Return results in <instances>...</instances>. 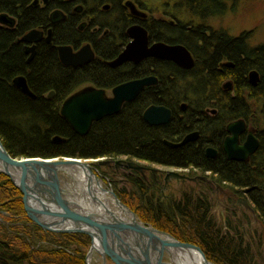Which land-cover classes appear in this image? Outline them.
I'll return each instance as SVG.
<instances>
[{
	"label": "trees",
	"instance_id": "1",
	"mask_svg": "<svg viewBox=\"0 0 264 264\" xmlns=\"http://www.w3.org/2000/svg\"><path fill=\"white\" fill-rule=\"evenodd\" d=\"M34 1L0 0V15L17 19L14 29L0 28V139L12 157L126 158L167 168H197L202 173L210 172L211 176H204L237 196L246 194L264 224V45L250 47L246 34L231 37L213 32L206 26L210 20L227 15V4L232 0H135L149 12L153 3L159 5L156 13L161 17L151 15L143 26L153 41H178L189 46L199 62L194 72L189 73L172 63L157 66L145 63L138 67L129 64L117 70L103 69L99 68L102 65L100 60L83 70H68L60 63L56 46L78 42L72 41L77 34L71 25L68 28H64L66 25L55 26L53 44L38 45L34 60L28 65V56L19 40L30 31L49 29V14L55 8L65 9L68 5L80 3L88 10L95 7L91 11H96L100 5L110 2L116 10L119 9L116 15L113 12L101 22L103 25L112 20L119 21L114 44L101 48L98 45L102 40L97 35L87 37L97 48L98 57L105 61L114 59L122 50L121 46L127 41L125 26L134 23L133 18L124 15L119 7L123 0H50L47 7L33 6ZM180 14L186 20H180ZM161 18H173L176 24ZM199 41L202 46H198ZM223 60L233 63L234 67L222 65L220 68ZM151 69L158 73L159 85L145 88L136 100L125 104L120 113L94 123L87 136L78 135L62 118L60 107L63 101L84 83L115 86L148 76ZM200 70L201 74L195 75ZM252 70L261 74V82L256 87L247 77ZM21 75L27 78L29 88L37 96L35 100L14 87V79ZM226 78L235 81L234 97L222 89ZM249 90L250 95L247 94ZM51 92H55L52 99L48 98ZM211 101L214 105H210ZM181 104H186V111H181ZM157 105L171 109L173 117L165 126L152 127L143 120V114L149 107ZM209 107L219 110L213 119L205 112ZM254 108L259 109L258 112ZM193 119L200 120L196 128L201 133L199 141L180 148L170 147L167 142L179 143L187 132L193 130ZM240 119L254 125L261 140L256 154L244 163L228 161L221 145L226 136L225 125ZM55 137H61L63 141L55 142ZM209 147L219 150L216 158L207 156ZM134 188L132 193L127 190L115 193L143 223L182 243L201 248L214 264H264V249L254 248L239 228L234 227L232 231L230 228L226 233L218 225L208 196L195 200L192 195H187L180 202L170 203L151 197V189H146L143 182H135ZM19 195L10 180L0 174V212L20 215L23 208ZM3 220L4 224L0 221V225L6 235L10 234L6 225H12L11 219L4 217ZM10 232L11 235L16 233L13 236L22 239L36 252L31 257L29 253L21 254L20 246L15 243L14 250L9 249L13 248L10 244L0 243L3 257L15 258L13 262L25 258L16 264H86L91 245L88 236L67 235L78 240L79 247L73 249L72 245L61 242H35L24 231Z\"/></svg>",
	"mask_w": 264,
	"mask_h": 264
},
{
	"label": "water",
	"instance_id": "2",
	"mask_svg": "<svg viewBox=\"0 0 264 264\" xmlns=\"http://www.w3.org/2000/svg\"><path fill=\"white\" fill-rule=\"evenodd\" d=\"M42 1V0H41ZM47 1V0H43ZM40 0L34 3L38 4ZM59 13L54 14V19ZM0 25L13 28L15 19L8 16H0ZM133 41L128 45L125 52L115 61L109 63L112 68H118L128 63H140L147 55H153L163 60L172 61L186 69L193 67L191 54L182 47H169L166 44L158 43L150 46L148 32L140 27L133 26L128 31ZM50 35L47 42H50ZM44 39L43 32L33 30L27 33L20 43L26 44V53L31 55L30 61L34 58L37 44ZM68 47L60 48L59 55L64 65L81 67L89 64L93 59L90 47H85L82 54H69ZM80 52V53H81ZM251 84L257 85L259 74L255 71L250 75ZM153 78H146L127 82L113 90V97L107 98L103 90L86 89L70 97L62 106L61 114L70 126L80 135H86L94 122L101 121L107 116L120 113L125 103L134 101L148 86L154 85ZM15 87L28 98L35 100L37 96L29 88L25 77L20 76L14 79ZM54 93L49 94L53 97ZM172 112L166 107L151 106L144 113V120L151 126H162L170 122ZM247 126L245 121L240 120L228 126L229 136L224 142V150L231 161L247 162L250 155L255 153L259 147V141L253 132L248 134L244 144L239 143V138L245 132ZM199 135L193 133L187 135L181 143L167 142L170 147L179 148L188 143L198 140ZM55 142H62L63 138L55 137ZM217 150L209 148L207 156L215 158ZM114 164L117 171L137 170L143 171L144 167L127 161L104 162L101 165ZM81 167L88 175L90 192L92 196L106 195L116 202L112 206H103L101 200L93 198V202L101 209L88 210L78 203L73 195L66 194L67 189L63 188L59 177L65 175L63 172L68 168ZM91 162L64 159L63 161H48L41 159L18 160L12 157L6 150L0 139V173L8 176L11 181L23 192L25 205L31 220L46 230L64 234H85L91 237L92 246L87 256L90 258L97 252L104 264L110 258L116 264H175L172 260L173 252L177 250L199 251L205 258L207 264H212L201 248L176 240L173 236L161 232L141 222L138 216L126 207L113 190L103 188V181L92 173ZM67 176V175H66ZM69 178V177H68ZM170 178L198 183L205 181L213 183L207 177L191 178L179 173H167L166 183ZM97 185V188L95 186ZM31 187V190L30 188ZM245 207L251 209L246 200H240ZM99 210V211H97ZM117 210H123L127 218L117 214ZM99 249H98V248ZM165 259L167 261H165Z\"/></svg>",
	"mask_w": 264,
	"mask_h": 264
},
{
	"label": "rangeland",
	"instance_id": "3",
	"mask_svg": "<svg viewBox=\"0 0 264 264\" xmlns=\"http://www.w3.org/2000/svg\"><path fill=\"white\" fill-rule=\"evenodd\" d=\"M227 6L229 10L226 16L222 18L212 19L206 24V26L210 28L211 31L213 32L226 33L231 37H240L242 34H246L248 36L247 38L248 46L250 47H258V46L264 45V0H232V1H229ZM158 7L159 5L156 3H153L149 7V9L152 10L150 11L151 15L155 17H159V15L156 13ZM113 9H111L110 11L112 12ZM179 19L186 20L182 14H180ZM2 27L7 28V29H14V27L13 28H8L7 26H2ZM88 84L89 83L83 84L82 87H79L73 93L78 92L85 85H88ZM112 90L114 89H110V92ZM254 110H256V108H254ZM258 110L259 109H257L256 111L258 112ZM251 128H252L251 130L253 131L257 130L253 127ZM21 159L23 158H18V160H21ZM26 159H41V160H48V161L64 160L63 158H53V159L26 158ZM65 159H74V158H65ZM74 160L91 162V165H92L91 171L93 175H95V177L103 181V188H105L106 190L113 189L115 192L116 191L122 192L124 190H127V192L132 193L135 189L134 188L135 182L140 181V182H143V185H145L146 189H149V188L151 189L149 191V195L151 197L154 196L157 200L161 199L165 202H170V203H172V201L180 202L187 195H192L195 200H197L200 196H202L203 198L205 196H208L212 202V215L213 217L216 218V222L223 229L224 232L226 233L230 232V228H231V231L234 229V227L239 228L240 231L245 235L246 241L251 243L254 248L264 249V224L263 222L260 221L253 206L250 205L251 209H248L243 204H239V203H238L239 206H236V200L231 199L228 201L222 195L217 196L216 194L212 192L210 193L208 190V188L210 189L209 183L194 184L193 182L178 180L175 178H170L169 183L165 182L167 173H170V172L179 173V174H187V176H191V177L195 175H200V174L211 176L210 172L202 173V171H200L197 168H186V169L167 168V167H163L159 165L142 163V162H138L135 160H128L126 158H122L118 160H107L105 158L96 159V160H82V159H74ZM115 161L132 162L141 167H147L149 168V170L145 171L144 173H142L141 171H137V170H131V169L126 170V172L128 171L127 173L133 171V173L137 174L136 176L135 175L130 176V178L132 179L131 180L132 183L130 184L129 180L127 181L126 179L125 171H121V170L117 171L114 164L109 165V166L101 165V163H104V162H115ZM115 172L117 174L116 176H114L113 174ZM0 174L3 176H6L3 173H0ZM6 177L10 180L14 188L18 190L19 193L21 194L19 195V197H20V201H21V205L23 209H22V213L20 212V215H9V214L7 215L4 211L1 210L2 212H0V221L3 222L4 224V220H3L4 217H9L12 221L11 224L13 226L11 228H8V225H6L10 233L6 235L5 232L3 231V228L0 225V243L5 244L6 242L7 244H10L11 246H13V248H9V249H13V250H14L13 244L15 243L17 246H20L19 252H21V254L29 253L28 256L34 257V254H36V252L34 250L32 251L30 247L27 246V244L22 241V239L11 235L12 233L10 231H14V232L18 230L24 231L28 233L29 236L35 242H39L42 240L43 241L44 240L55 241L58 243L61 242L65 245H72L73 249L77 248L76 246H78V243H77L78 240L77 239L73 240L72 238H69L67 235L88 236L85 234L57 233L51 230L43 229L39 225L35 224L28 215L25 201H24L25 196L23 192L11 181V179L8 176ZM59 179H60V182L63 181V183L69 182L68 176L66 175L60 176ZM133 180H135V182ZM168 184H171V187L164 188ZM61 185L63 186L62 182H61ZM65 187L67 186L65 185ZM66 189L68 190V187ZM137 189L139 190L138 186H136V190ZM68 191L74 192L73 188L69 189ZM96 191H97L96 193L98 194V190ZM238 197L241 198L242 200H246L245 199L246 194L239 195ZM233 212H236L237 216L232 215ZM88 237L91 239L90 236ZM91 246H92V239H91V245H90L89 250L91 249ZM15 248L18 250L16 246ZM96 263L99 264V262H96ZM109 264H116V263L110 259Z\"/></svg>",
	"mask_w": 264,
	"mask_h": 264
},
{
	"label": "bare ground",
	"instance_id": "4",
	"mask_svg": "<svg viewBox=\"0 0 264 264\" xmlns=\"http://www.w3.org/2000/svg\"><path fill=\"white\" fill-rule=\"evenodd\" d=\"M124 2H126L125 3V6L128 8V10H129V12H130V16L131 17H134V18H144L145 19V17H146V14L148 15V13H146V12H142V10L139 8V3H137L135 0H123ZM49 2H50V0H47V1H43L42 0V2H41V7H47L48 6V4H49ZM122 2V1H121ZM34 3V2H33ZM78 5V4H80V3H75V5ZM108 3H105L102 7L103 8H108V6H106ZM85 6V5H84ZM86 7V6H85ZM100 7V6H99ZM91 10H94L95 9V7H92V8H90ZM99 9V8H98ZM102 9V8H101ZM105 10V9H104ZM97 11V10H96ZM55 13H59V15L57 16V18H55L54 19V14ZM105 15L103 16V18H102V20L100 21V22H98V23H95L94 21H92V22H94V24L93 25H91V26H89V25H85V27H84V29H85V32L86 33H84V35L85 36H89L90 38H94V37H96V35H97V37L99 38V40H102L100 43H99V45L98 46H100L101 48H107V47H110L112 44H114V36L116 35V33H117V30H116V26H117V23H119V21L118 20H115V21H113L112 20V22H106V23H103V25H101V22L102 21H104L105 20V18H106V16L108 15L107 13H111V12H103ZM146 13V14H145ZM0 16H2V15H0ZM149 16H151V13L149 14ZM60 17V18H59ZM161 17V16H160ZM160 17H158V18H160ZM13 18V17H12ZM66 19L67 18V16L63 13V10L61 9V8H55L54 10H52L51 12H50V14H49V20H50V26H49V29H47V30H45V32H46V39H45V43L46 44H48V45H52L53 44V39H54V32H55V26H58V28L59 27H61V26H64V23H63V21H65L64 19ZM108 18H109V16H108ZM115 17H113V19H114ZM150 18V17H149ZM161 19H163V18H161ZM164 21H168V22H170V23H172V24H176V22H175V20L173 19V18H165V19H163ZM71 25V23L70 22H68L67 24H66V26L64 27V28H68L69 26ZM106 26V27H105ZM109 26H111V27H109ZM15 27V26H14ZM78 26H76V28H77ZM133 27V25H128V27H127V33H128V31H129V29L130 28H132ZM0 28H3L2 27V25H0ZM37 30H39V29H37ZM98 30H101V33H103V32H105L106 30H109V31H111L112 32V34H111V36L110 37H108V36H100L98 33H95L96 31H98ZM39 31H41V30H39ZM42 32V31H41ZM75 32H76V29H75ZM49 33H51V35H50V42L48 43L47 42V39L49 38ZM94 33H95V35H94ZM76 34H77V32H76ZM129 35V34H128ZM22 39V38H21ZM85 41H86V39H84ZM133 41V40H132ZM70 43H72L71 41L69 42V43H67V44H61V45H57L56 46V51H57V55H58V59H59V61H60V63H61V65L63 66V67H65L66 69H68V70H72L71 68H75V69H79V68H81V67H84V66H87L88 65V67L90 66V65H92V64H94L95 62H97V61H101L102 63L105 61V60H101L99 57H98V55H97V53H96V49L97 48H94V46H93V44L91 43V41H89V40H87L85 43H81V44H77V43H72V44H70ZM130 43H129V40H127L126 41V43L124 44V45H122V47H123V51L122 52H118L117 53V56L116 57H120L124 52H125V50L127 49V47H128V45H129ZM165 44V43H164ZM166 45H168L169 47H182V48H184L185 49V51L186 52H189V53H191L192 51H191V49L189 48V46H187L186 44H184V43H182V42H178V41H173V42H169V43H167ZM191 46H192V44H190ZM65 47H68V48H70L71 50H68V53L69 54H71V55H73V54H77V53H79V54H82V50L83 49H85V47H90V50H91V52L93 53V56H94V59L89 63V64H86V65H84V66H81V67H73V66H71V65H64L63 63H62V61H61V58H60V55H59V49L60 48H65ZM81 52V53H80ZM36 54H37V51H36ZM36 54H35V56H36ZM115 54V53H114ZM27 56H28V60H27V64L29 65L33 60H34V58H35V56H34V58L30 61V58H31V55L30 54H27ZM129 63H132L133 65H135L134 64V62H132V61H129ZM141 63L142 64H153V65H155V66H157V64H160V65H167L168 63H169V61L168 60H163V59H161V58H158V57H156V56H153V55H147L145 58H144V60H142L141 61ZM107 65H109V63H107ZM80 70V69H79ZM76 71V70H75ZM148 76L150 77V78H153L155 81H156V83L154 84V85H151V86H149V87H154V86H157V85H159V83H160V79H159V77H158V73H156V72H154L153 71V69H151V71H150V73L148 74ZM25 77V76H24ZM26 78V77H25ZM146 79V78H145ZM26 80H27V78H26ZM27 82H28V80H27ZM86 83H89V82H86ZM86 83H84V84H86ZM92 83V82H91ZM13 85H14V81H13ZM83 85H81L80 87H82ZM14 87H15V85H14ZM118 87V86H117ZM16 88V87H15ZM116 88V87H115ZM114 88V89H115ZM147 88V87H146ZM17 89V88H16ZM86 89H92V88H84V89H81V90H79L78 92H76V93H71L69 96H68V98L67 99H65L64 100V102L62 103V105H61V107H60V114H61V109H62V106H63V104L70 98V97H72L73 95H75V94H77V93H79V92H82V91H84V90H86ZM51 93H54V96H55V92H51ZM50 93V94H51ZM54 96L53 97H50V99H52V98H54ZM158 106V105H157ZM160 107H163V106H160ZM217 109V108H216ZM218 110V109H217ZM172 112V111H171ZM61 116H62V114H61ZM112 116H114V115H112ZM143 116H144V114H143ZM172 117H173V112H172ZM172 117H171V119H172ZM62 118L63 119H65L63 116H62ZM66 120V119H65ZM143 120H144V118H143ZM67 121V120H66ZM145 121V120H144ZM171 121V120H170ZM68 123V122H67ZM94 123H96V122H94ZM94 123H93V125H94ZM170 123V122H169ZM69 124V123H68ZM70 125V124H69ZM93 125L91 126V128L93 127ZM149 125V124H148ZM167 125V124H166ZM149 126H151V125H149ZM162 126H165V125H162ZM152 127H159V126H152ZM72 128V127H71ZM91 128H90V130H91ZM73 129V128H72ZM74 130V129H73ZM90 130H89V132H90ZM75 131V130H74ZM76 132V131H75ZM89 132L86 134V135H84V136H82V135H80L79 133H77L78 135H80V136H82V137H85V136H87L88 134H89ZM195 133H197L198 135H199V137H198V139L199 138H201V133H200V131H196ZM227 139V138H226ZM225 139V140H226ZM183 141V140H182ZM182 141H180L179 143H181ZM259 141V140H258ZM225 142V141H224ZM178 143V144H179ZM189 144V143H188ZM187 145V144H186ZM185 145V146H186ZM223 146H222V151H223V153H224V155H225V157L227 158V160L228 161H230V162H236V161H231V160H229L228 159V157H227V154L225 153V150H224V143L222 144ZM260 145H261V141H259V147H260ZM182 147H184V146H182ZM259 147H258V149H259ZM173 148V147H172ZM180 148V147H179ZM209 148H212V149H215V150H217L216 148H214V147H209ZM209 148H207V150L209 149ZM258 149H257V151H258ZM207 150H206V154H207ZM256 151V152H257ZM218 152V151H217ZM256 152L255 153H253L252 155H250V157H249V159H248V162L252 159V157L256 154ZM219 153H217V155H218ZM213 159V158H212ZM58 161H60V160H58ZM63 161V160H62ZM65 175H67L68 177H69V182L67 183H64L63 184V187L64 188H67L68 187V190L69 189H72L73 188V190H74V192H72V191H68L67 190V193L66 194H68V196L69 195H73L74 196V199L78 202V203H82V207L84 208H87L88 210H91V209H93V210H95V209H97V208H99V209H101V207L102 206H97L92 200H93V198H95V199H99V200H101V203H102V205L103 206H106L107 204H110L111 206H112V204L114 203V205H116V202L114 201V199L113 198H110L109 196H106V195H104V196H102V195H99V194H97V196H92L91 195V192H90V186H89V179H87V177H88V175H87V173L85 172V171H83L82 169H81V167H77V168H71V169H66L64 172H63ZM209 180H211V181H213V182H216V181H214L212 178H209ZM217 183V182H216ZM65 185L67 186V187H65ZM30 188V190H31V187H29ZM218 192H220L221 193V191L218 189ZM230 193H231V196H234V195H236L235 194V192H233V191H229ZM93 197V198H92ZM120 199V198H119ZM246 199V198H245ZM229 200H231V199H229ZM228 200V201H229ZM121 201V200H120ZM246 201L249 203V201L246 199ZM122 202V201H121ZM123 203V202H122ZM124 204V203H123ZM125 205V204H124ZM108 206V205H107ZM117 206V205H116ZM126 206V205H125ZM236 206H239V204H237L236 203ZM118 207V206H117ZM127 207V206H126ZM236 210V209H235ZM234 210V211H235ZM97 211H99V210H97ZM121 211H123V210H117V214H122L123 213V217L124 218H127L126 217V215L124 214V212H121ZM237 213L236 212H233L232 213V215H234V216H237L236 215ZM233 216V217H234ZM98 248V247H97ZM99 249V248H98ZM92 259V257L90 258V260ZM87 260V259H86ZM89 260V261H90ZM172 260H173V262L175 263V264H207L206 262H205V258L203 257V255L199 252V251H196V250H190V251H188V250H186V251H181V250H177V251H174L173 252V258H172Z\"/></svg>",
	"mask_w": 264,
	"mask_h": 264
},
{
	"label": "flooded vegetation",
	"instance_id": "5",
	"mask_svg": "<svg viewBox=\"0 0 264 264\" xmlns=\"http://www.w3.org/2000/svg\"><path fill=\"white\" fill-rule=\"evenodd\" d=\"M35 2V1H34ZM41 0H40V2L38 3V4H35V3H33V6H41ZM125 3L126 2H124V1H122V2H119V7H120V9L122 10V12H123V14L124 15H127L128 17H130V12H129V10H128V8L125 6ZM103 5H100V7H99V9H97V11H91V10H88L83 4H76V5H68V6H66L65 7V9H62L63 10V13L67 16V18L66 19H64L65 21H63V23H64V25H66L68 22H70L71 23V28H74V30L76 29V32H77V37H75V38H72V41L73 42H76V41H78L77 42V44H81V43H85L87 40H88V38L87 37H89V36H85L84 35V33H86L85 32V29H84V27H85V25H89V26H91V25H93L94 24V22L95 23H98V22H100L101 20H102V18H103V16L105 15L103 12L105 11V12H111L110 10L111 9H113V11L110 13V14H112L113 12H115V15H116V11L117 10H119V9H117L116 10V7L114 6V4H112V3H110L109 2V4H107L106 6H108V8H103L102 7ZM102 8V9H101ZM139 8L142 10V12H146V13H148V15L146 14V17H145V19L144 18H134V17H132L133 18V21H134V23H132L131 25H133V26H140V27H142V28H144L147 32H148V37H149V41H150V46H152V45H154V44H158V43H165V44H167V42H161V41H153L152 39H151V35H150V32L145 28V26H143V22L144 21H146V20H148L149 19V14H150V12L147 10V9H145V8H143L140 4H139ZM105 9V10H104ZM108 14V16H109V13H107ZM126 16V17H127ZM60 18V17H59ZM118 18V17H117ZM94 21V22H92V21ZM17 26V19H15V27ZM76 26H78L77 28H76ZM127 27H128V25H126L125 26V36L127 37V40H129V43H131L132 42V38L128 35V33H127ZM41 31L43 32V34H44V39H43V41L42 42H40L39 44H37V47H38V45H40V44H42V43H45V39H46V32H45V29H41ZM95 33H98L100 36H109L110 34H111V31H109V30H106L105 32H103V33H101V30H98V31H96ZM95 33H94V35H95ZM25 36V35H24ZM23 36V37H24ZM22 37V38H23ZM115 37V36H114ZM116 38V37H115ZM84 39H86V41L84 40ZM20 43V42H19ZM21 44H23L24 45V48H25V52H26V44H24V43H21ZM117 44V43H116ZM118 46V45H117ZM198 46H202V42L201 41H199L198 42ZM122 47V46H121ZM122 50L120 51V52H122L123 51V47L121 48ZM37 51V50H36ZM118 51V47L116 48V51L114 52V53H116ZM27 54V53H26ZM191 54V57H192V60H193V67L191 68V69H186V68H184L183 66H180V65H178V64H176V63H174V62H172V61H169V63H172V64H174L175 66H177V68L179 69V70H181V71H184V72H191V71H193L194 72V70H195V67H196V65H197V63H199L198 62V59H197V57L195 56V54L193 53V52H191L190 53ZM118 57H115L114 59H112V60H109V61H104L103 63H102V65H100V67L99 68H103V69H107V68H109V69H111V70H117V69H120V68H122V67H124V66H127V65H129V64H132V63H126V64H124V65H122L121 67H118V68H112V67H110L109 65H107V63H111V62H113V61H115L116 59H117ZM142 63L140 62V63H138V64H135L134 66L135 67H138V66H140ZM133 65V64H132ZM222 65L223 66H227V67H234V64L233 63H231V62H229V61H227V60H223V62L221 63V65H220V68L222 67ZM88 67V65L87 66H84V67H81V68H79L80 70H83V69H85V68H87ZM72 70H79V69H75V68H71ZM257 72L258 74H259V81H258V83H257V85H253V84H251L253 87H256V86H258V84L261 82V74L257 71V70H252L251 72H249V74H248V80H249V83H251V79H250V75H251V73L252 72ZM113 72H115L116 73V71H113ZM201 72H202V70H200L198 73H194L195 75H200L201 74ZM21 76H23V75H21ZM20 77V76H19ZM24 77V76H23ZM145 78H150L149 76H145V77H143V78H140V79H136V80H142V79H145ZM136 80H130V81H125V82H122L121 84H118V85H115V86H113V84L110 86L109 84H106L104 87H101V86H99V85H97V84H95V83H91V82H89V84L88 85H85L82 89H84V88H92V89H97V90H103L104 92H105V95H106V97L107 98H112L113 97V93H112V91L110 92V89H114L115 87H117V86H120V85H122V84H125V83H127V82H132V81H136ZM106 86H110V87H108V88H106ZM149 87V86H148ZM145 89V88H144ZM143 89V90H144ZM222 89L226 92H231V95L234 97L235 95H236V85H235V81L232 79V78H226L224 81H223V84H222ZM142 90V91H143ZM141 94V93H140ZM247 94L248 95H250V90H249V92H247ZM50 98V97H49ZM137 99V98H136ZM135 99V100H136ZM248 99V98H247ZM133 102V101H132ZM212 103H210V105H214L213 104V101H211ZM248 102L250 103H252L253 104V102L252 101H250V100H248ZM128 103H131V102H128ZM128 103H125V104H128ZM124 104V105H125ZM123 108V107H122ZM167 108V107H166ZM169 109V108H168ZM186 109H187V106H186V104H181V111L182 112H184V111H186ZM171 110V109H170ZM205 112H206V114L209 116V117H211L212 119L213 118H215L217 115H218V113H219V110H217L216 108H214V107H209V108H207L206 110H205ZM145 113V112H144ZM210 115H212V116H210ZM240 120H243V121H245L244 119H240ZM240 120H237V121H234V122H231V123H227L226 125H225V131H226V136L224 137V139H223V141H222V144L224 143V141H225V139L229 136V133H228V126L230 125V124H232V123H235V122H238V121H240ZM191 123H192V127H193V130L191 131V132H187V134H186V136L187 135H190V134H193V133H195L196 131H198L196 128H198V123H200V120L199 119H193L192 121H191ZM245 123H246V126H247V128H246V130H245V132L244 133H242L241 135H240V138H239V143L240 144H244L246 141H247V139H248V134L250 133V132H253L254 133V135H255V137L259 140V141H261L260 140V138H259V136H258V130H251L252 128L251 127H253V128H255V129H257L254 125H250L249 123H247V121H245ZM185 136V137H186ZM184 137V138H185ZM183 138V139H184ZM200 139V138H199ZM199 139L197 140V141H195V142H192V143H197L198 141H199ZM190 144V143H189ZM221 144V145H222ZM223 146V145H222ZM217 151H218V153H219V150L217 149ZM218 156V155H217ZM216 156V157H217ZM215 157V158H216ZM212 159V158H211ZM214 159V158H213ZM240 163H244V162H240ZM149 170V168H147V167H144V170L143 171H141L142 173H144L145 171H148ZM116 171V170H115ZM121 171H125L126 172V170H121ZM117 172V171H116ZM116 172L115 173H113L114 174V176H116L117 174H116ZM128 172V171H127ZM126 172V179H127V181L129 180V182H130V184L132 183V179L130 178V176H133V175H137V174H135V173H133V171H131V172H129V173H127ZM202 177H207V178H210V177H208V176H202ZM211 181V180H210ZM213 182V181H212ZM201 183H203V184H207V182H205V181H199L198 183H194V184H201ZM218 182L216 183V182H213V184L212 185H208L209 187H210V189L208 188V190H209V192L211 193H214V194H216L217 196H224L225 198H226V200H229V199H233V200H236V203L238 204L239 203V197L237 196V195H234V196H231V193L229 192V190H227V189H223V188H220V186H219V190L221 191V193L220 192H218ZM169 188V187H171V184H168L167 186H165L164 188ZM238 197V198H237ZM244 198V197H243ZM238 201V202H237ZM246 209V208H245ZM12 227V225H8V228H11ZM19 234V233H18ZM13 235H16V233H14ZM1 253H3L1 250H0V264H3V263H5V264H16V263H22L23 261H24V259L25 258H23V257H20L19 259H17V260H15V262H13V259H15V258H9V257H3V254H1Z\"/></svg>",
	"mask_w": 264,
	"mask_h": 264
}]
</instances>
